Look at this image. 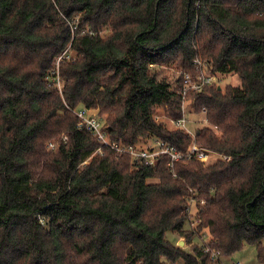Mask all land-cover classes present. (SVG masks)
Instances as JSON below:
<instances>
[{
  "label": "trees",
  "instance_id": "obj_1",
  "mask_svg": "<svg viewBox=\"0 0 264 264\" xmlns=\"http://www.w3.org/2000/svg\"><path fill=\"white\" fill-rule=\"evenodd\" d=\"M198 63L239 81L182 95ZM183 102L204 112L194 135L154 116ZM79 106L112 141L219 157L134 160L79 127ZM262 239L264 0H0V264H230L245 243L264 264Z\"/></svg>",
  "mask_w": 264,
  "mask_h": 264
},
{
  "label": "built area",
  "instance_id": "obj_2",
  "mask_svg": "<svg viewBox=\"0 0 264 264\" xmlns=\"http://www.w3.org/2000/svg\"><path fill=\"white\" fill-rule=\"evenodd\" d=\"M69 58V46L62 51L56 57V61L54 64V68L52 69V73L55 72V76H52V81H54L59 87L61 85L60 80L58 78V69L60 61ZM199 66H202L200 63L197 65V69ZM216 77L204 72L199 73L195 78L189 73H185L183 76V90L182 95L186 92V90H199L205 83L214 82ZM73 112L78 117V126L90 131L93 135L97 137V139L101 142L102 145L111 148L114 151L120 153H127L134 160H140L147 164H155L156 159L159 155H167L168 156V165L173 167L174 162L179 160L182 157H195L200 161L205 162L206 160L212 158V155H218L217 152L201 147L197 145L195 142H192L189 148L185 152L178 151L173 145L165 142L164 140L153 138L144 143L143 145H125L120 142L112 141L108 138L107 132L102 127V120L97 116L93 110L86 108L84 106L75 107L72 109ZM174 127H181L186 130V117L184 113V102L182 104V115L179 118L171 119ZM189 131V130H188ZM194 135V133H192ZM50 147H53L52 143H49ZM101 151L99 147L97 149ZM219 156V155H218ZM225 157L224 155H220ZM203 247L205 251H211V258H216L218 256V251L210 249V247L203 242ZM232 264H241V262L236 261Z\"/></svg>",
  "mask_w": 264,
  "mask_h": 264
},
{
  "label": "rangeland",
  "instance_id": "obj_3",
  "mask_svg": "<svg viewBox=\"0 0 264 264\" xmlns=\"http://www.w3.org/2000/svg\"><path fill=\"white\" fill-rule=\"evenodd\" d=\"M204 70H205L204 65L199 66L197 69L196 75L193 77L195 78L199 73L204 72ZM160 76H163L165 79L170 81V83H173L175 79L178 77V69L174 65L162 66L160 68ZM238 81H239V78L236 75H229V76L217 78L216 83L219 84L221 86L220 89L223 90L224 86L227 83H237ZM93 112L95 111L93 110ZM184 113H185V117L187 120L186 127L189 131L193 133H195V131L198 128L207 124L205 120L204 112L195 113L193 110L189 109L188 105L184 104ZM154 116L157 120L162 121L167 127L174 128L173 123L171 121L172 118H170L165 113L163 107H157L154 111ZM47 145L48 144H46V146ZM47 147L49 148V146ZM217 156L218 155L213 154L212 158L206 160L205 162L213 161L214 159H216ZM190 211L191 213L195 211V205L193 201L190 204ZM166 238L174 243L177 240H178L177 243H179V241H183V238L177 235V233L174 231H167ZM205 238L207 239V236H203L202 238L199 239V241L198 240L197 241L201 242L202 239H205ZM262 244L264 246V239H262ZM180 246L185 247V249H189V245L186 244L184 241L182 244H180ZM257 256H258V250L256 246L254 244L245 243L240 250L234 252L230 256H222L221 260L223 262L230 263V264L236 261L241 262V264H256Z\"/></svg>",
  "mask_w": 264,
  "mask_h": 264
},
{
  "label": "water",
  "instance_id": "obj_4",
  "mask_svg": "<svg viewBox=\"0 0 264 264\" xmlns=\"http://www.w3.org/2000/svg\"><path fill=\"white\" fill-rule=\"evenodd\" d=\"M218 88H220V86H218ZM182 243H183V241H179V243H178V244L180 245V244H182Z\"/></svg>",
  "mask_w": 264,
  "mask_h": 264
}]
</instances>
